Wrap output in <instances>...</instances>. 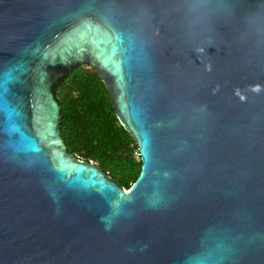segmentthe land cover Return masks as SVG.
Masks as SVG:
<instances>
[{
  "label": "water",
  "instance_id": "water-1",
  "mask_svg": "<svg viewBox=\"0 0 264 264\" xmlns=\"http://www.w3.org/2000/svg\"><path fill=\"white\" fill-rule=\"evenodd\" d=\"M79 65L128 188L61 136ZM0 264H264V0H0Z\"/></svg>",
  "mask_w": 264,
  "mask_h": 264
},
{
  "label": "trees",
  "instance_id": "trees-1",
  "mask_svg": "<svg viewBox=\"0 0 264 264\" xmlns=\"http://www.w3.org/2000/svg\"><path fill=\"white\" fill-rule=\"evenodd\" d=\"M53 94L61 105L60 133L69 152L97 163L128 188L141 169L138 147L118 120L97 69L91 65L77 66L58 80Z\"/></svg>",
  "mask_w": 264,
  "mask_h": 264
}]
</instances>
